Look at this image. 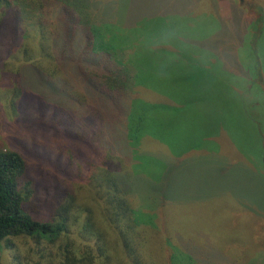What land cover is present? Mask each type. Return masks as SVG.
I'll return each mask as SVG.
<instances>
[{"label": "trees", "instance_id": "16d2710c", "mask_svg": "<svg viewBox=\"0 0 264 264\" xmlns=\"http://www.w3.org/2000/svg\"><path fill=\"white\" fill-rule=\"evenodd\" d=\"M102 1L0 0V75L11 92L0 129L10 121L23 135L0 140V264H14L10 248L21 264H216L217 254L248 264L233 245L191 239L181 208L196 204L170 167L156 183L160 216L140 205L134 152L159 139L152 124L141 140L131 133L134 71L115 30L132 10L121 22Z\"/></svg>", "mask_w": 264, "mask_h": 264}, {"label": "rangeland", "instance_id": "374dc122", "mask_svg": "<svg viewBox=\"0 0 264 264\" xmlns=\"http://www.w3.org/2000/svg\"><path fill=\"white\" fill-rule=\"evenodd\" d=\"M103 4H110L109 15L118 13L121 22L132 10L130 26L115 30L134 71L131 123L138 130L131 133L141 140L142 129L152 124L159 139L146 136L134 152L140 205L160 216L156 183L164 181L163 171L170 167L174 183L188 186L183 200L196 204L181 209L197 246L211 238L227 253L235 246L242 262L264 264V0ZM3 80L1 74L5 106L11 92L2 88ZM7 115L12 120L14 115ZM9 126L7 121L0 129V140L21 142L23 135ZM33 137L28 140L42 151ZM8 255L21 264L14 248ZM213 260L235 264L227 255Z\"/></svg>", "mask_w": 264, "mask_h": 264}]
</instances>
